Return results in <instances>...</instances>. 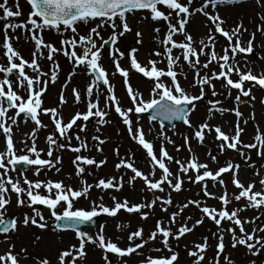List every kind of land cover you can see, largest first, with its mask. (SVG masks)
I'll use <instances>...</instances> for the list:
<instances>
[{
	"label": "snow or ice",
	"instance_id": "obj_1",
	"mask_svg": "<svg viewBox=\"0 0 264 264\" xmlns=\"http://www.w3.org/2000/svg\"><path fill=\"white\" fill-rule=\"evenodd\" d=\"M194 2L195 0H26L27 5L30 6L27 18L21 22H13L12 18L22 15L19 0H14L15 10L9 6V0H0V21H3L2 29L4 30L0 49L3 50L2 55L7 61L6 65H0V73H3L4 76L3 79H0V131H2L5 141V150L0 152V234L4 235L6 239L7 234L15 232L18 226L15 217L9 219L6 216V206L10 203L8 193L11 192L16 195L18 207L26 204L34 213L33 216L25 214L22 221L23 226H28L31 223L40 229L47 227L44 217L37 208L33 207L35 205H43L51 210V216L55 221L53 224L54 231L71 229L75 233L78 246L71 245L67 250L61 251L58 256V264H77L78 260H82L85 257V246L87 244H93L104 252L124 257L136 253L148 241L156 240L158 237L161 238L160 243L163 248L171 253V255L158 258L146 257L142 264H174L178 259V254L170 247V238L179 240L186 233L192 232L196 225L203 223L202 219H197L192 227H189L187 223H182L175 233L172 232L171 225L177 222V217L190 205H194L203 217H206L217 226L218 231L214 234L217 238L215 264H220V257L224 252L225 232L231 235L233 248L243 246L253 257L264 250V237L257 234L264 232V225L253 227L251 231L245 229V225H254L259 217L248 220L241 219L239 216V213L244 211L245 208H260L264 206V177H261L259 180L262 190L253 191L254 184L249 183L245 187L238 180L237 176L240 167L238 164L234 165L231 161H228L225 166H221L213 172L209 169L208 164L199 162L195 155L191 154L190 138L188 136L183 138L184 147L188 148L190 153L187 161H181L169 155L163 143L159 149V156H157L154 152L153 143L145 138L141 127L136 126L133 128V121L129 116V113L132 112L137 115L150 113L148 117L150 123L156 121L157 118L167 121H182L188 128L193 129L192 138L198 144H203L206 130H214L215 139L220 142L218 145L220 153L223 154L226 150L236 151L244 158L248 167H253V165L248 163L250 157L242 149H256L257 156L264 157V134H261L259 129H257V133L254 136L255 143L243 144L239 139L243 131L239 122L235 126V134L231 136L224 133L220 127L213 129L206 122L195 128H193L190 122V112L195 110L196 102L205 96L206 87L211 89L213 97L218 94L222 95V93H217L215 90L214 80H223L222 86L229 90V96H231V89L237 90V95L234 99V104L237 105L236 108H218L216 106L220 105L221 102H212L215 111L221 114L232 112L237 121L242 117V113L238 109V105L242 102L241 97H247L251 100L255 99L251 94V88H244L245 82H250L253 86H259V88L264 89V73L254 75L251 68L242 72L236 60L238 54L246 58L253 53L255 33L250 35L247 40V46H244L241 34L242 32H246L247 29L243 27L242 22L236 24L231 31L225 30L222 27L224 21L218 14H212L218 5L239 4L243 0H202L198 7L192 8ZM257 3L259 4L260 0H257ZM137 12L146 13V15L141 16V19H150L155 24L163 21L167 30L162 38L159 36L161 28H153V32L156 34V43L163 50L154 51L152 55L157 57V59H149L147 65L142 66L135 57L138 49L131 48L127 53L130 66L129 68H123L119 61L125 58V53L120 51L118 42L120 38L131 31L127 22V16ZM195 13L205 16L214 25V32L212 29L209 30L206 40L201 39L199 41V48L193 46L194 41L191 35L186 32L189 18ZM260 19L264 21V16H261ZM117 20H119V24H117ZM80 24L91 25V27L88 28L85 34L81 35L78 32V25ZM17 29L26 34V40L30 38L34 43V51L31 54L32 58L30 62L25 60L10 42L19 37L16 35L10 37L8 30L15 33ZM62 29L70 31L72 35L71 37L61 39V47L59 49L51 43H46L42 35H40L43 30H50L64 36ZM100 29L110 30L107 38L101 34ZM256 31L264 32V25L258 24ZM215 34H219L227 42L226 46L222 49V55L217 54L215 51ZM176 35L183 36V40L177 41L174 39ZM136 36V43L140 44L141 40L139 37L141 33L137 31ZM109 45L111 46L108 47V56L114 65L113 74L118 73L123 78V86L127 90V97L131 102V107L128 108L121 106L120 100L115 95L109 73L101 64L102 50ZM65 46L71 50H66ZM77 49L81 51L78 52ZM173 50H180V55H173ZM57 54H62L72 65V71L68 73V79L61 87L60 105L66 103L63 96V88L70 82V78L76 75L77 69H83L84 74L90 78V82L86 85L85 90V97L87 98L86 111L75 113L67 122L63 121L58 108L48 109L42 107V97L46 94L49 83L54 84L57 81L60 70L59 64L56 63ZM201 56L206 58L204 63L200 61ZM45 58L50 63L48 73L42 71L39 63L40 60ZM259 59H264V57H259ZM181 60L183 63H181ZM162 61H166V68L157 67ZM213 63L218 65L219 72L213 71L211 75H201V70L208 69ZM183 65H187L188 68L193 70L194 78L191 86L199 88V95L190 94L180 85L178 76L184 75L182 70ZM178 68L180 69L179 72L176 70ZM26 69H30L32 75H29ZM130 71H134L151 81L152 86L148 99H144L143 94L138 90H133L129 82ZM233 74L238 76V79L235 81L231 79ZM101 85L106 89L104 108L114 109L126 127L129 137L145 151L150 163V170L146 174L135 167V162L132 160L131 155L127 158L119 157L117 151L119 162L116 163L115 168L117 170L123 168L132 173L128 177V185H133L137 178H139L145 186V189L142 190L153 193L164 192V186L166 185L170 192H180L182 191L184 182L182 175H187L191 171L195 173V176L194 178L188 176V180L193 184L201 186L204 197L217 199L221 204L219 210L206 205L202 206L199 200H188L186 203L178 206V211L171 214L168 221L169 226L166 227L161 222H157L155 229L148 235L147 241L143 238V229L137 228L128 234L129 246L126 249H121L110 240H105L103 226H101V231L95 238L87 232L80 230L79 226L92 222L94 217L101 214L115 217L121 209L127 213L139 214L142 220L147 219L148 213L143 212L142 209H152L156 202L159 201L161 210L167 211V206L172 204L170 193L167 198L155 196L150 202L132 204L131 206L126 199L120 202L113 196L111 197L113 206L108 207L102 202L98 204L93 202L90 209L86 210L74 208V202L80 198L87 199L89 191L93 187L99 189L101 192L106 190L120 191L124 183L123 176L119 180L116 177L101 178L95 184H87L81 179L80 183L82 187L78 189L67 186L62 181H41L39 179L33 181L29 180L26 176L23 178V185L27 186L25 188L21 187L19 179L13 180L9 176V172L15 170V166L18 164L34 166L33 175L37 176L45 168H54L56 172L60 171V168L56 167V165L61 163V157L56 156L54 162L51 159H42L40 158L42 150L38 151L35 145V134L39 129L47 127L39 119L41 112L49 115L51 123L54 125L53 134L46 137L48 157L53 156L54 146L59 149L68 148L71 152L77 153L72 161L77 177H81L85 172L84 166L100 168L105 163V160L97 162L92 158L80 155L79 153L82 150H88V146L77 135L75 139L78 141V146L73 147L71 145L72 136L70 135V130L74 126H77L80 132L86 131V125H77V122L81 120L87 122L92 117L97 118L96 123L98 125L109 122L105 120L108 112L100 107ZM20 89L24 90V96L19 94ZM72 95L75 103L79 104L82 102L81 94L76 88H73ZM261 103L264 104V100H261ZM10 109L14 111V114L7 116ZM22 115L25 118V122L30 119L34 123V128L29 136L33 140V143L30 147H27L26 154L17 155L12 139V127L18 124L17 118ZM6 116L7 120L11 121L10 124L6 123ZM244 123L246 124L247 121L245 120ZM96 130L99 131V128ZM159 137L168 144L174 143L164 134L163 125H161ZM92 139L97 142L96 151H102L100 145L104 144L105 140L100 139L98 136H93ZM61 141H67V143H62ZM176 150L180 151V148L177 147ZM208 155L213 163L217 162L216 156L211 155V153H208ZM169 163H175L178 166L175 174L168 167ZM157 170L160 173L159 179L155 178ZM225 173H231V183L236 189H239L238 194H233L231 199L226 191L219 196L208 191L207 181H212L213 187L219 184L222 189L226 188L222 178V174ZM255 174L259 175L258 172ZM41 189H43L44 194L41 193ZM23 196L27 197V201L22 198ZM233 199L237 202L244 199L248 203L245 205V208L237 207L229 211L227 206ZM100 200H103L102 196ZM58 207H62V211L57 212L56 209ZM36 217H39V222ZM186 219L190 220L191 217H187ZM223 221H227L229 227H223ZM127 227V224L117 225L118 230ZM237 229L239 230V235H237ZM136 240L140 242L133 243ZM193 248L194 250L188 252V255L194 258L193 264H203L205 259L204 254L208 248L207 238H204V243L194 244ZM154 250L157 252L161 251L159 248ZM21 251L25 250L21 249ZM223 260L224 264H234V261L227 255L223 256ZM0 264H19L17 256L12 252L11 245L5 254L0 255ZM36 264H49V261L45 258L37 260ZM209 264H213V262L209 261ZM251 264H255V261H252Z\"/></svg>",
	"mask_w": 264,
	"mask_h": 264
},
{
	"label": "rangeland",
	"instance_id": "obj_2",
	"mask_svg": "<svg viewBox=\"0 0 264 264\" xmlns=\"http://www.w3.org/2000/svg\"><path fill=\"white\" fill-rule=\"evenodd\" d=\"M202 0H195L192 5V8L198 7ZM20 9L22 15L20 17L12 18L13 22H21L27 18L30 8L27 5L25 0H19ZM9 6L15 10L14 0H9ZM211 12V9H210ZM212 14H218L219 17L224 21L222 27L225 30L231 31L236 24L241 23L243 27L247 29L246 32H242L241 40L244 43V46H247V40L249 39L252 33H255V40L253 43V55L250 54L246 58L238 54L236 60L239 63V67L242 72L247 71L248 68H251L253 74L264 73V59H259V57H264V32H257L256 26L258 24L264 25V21L260 19L261 16H264V0H260V3H257V0H243L239 4H224L218 5L217 8L212 12ZM142 15H146L144 12H137L135 14H129L127 16V22L131 31L126 33L124 37L120 38L118 42V47L120 51L125 53V58L119 61L121 67L129 68V60L127 58V53L131 48H137L138 51L135 53V57L138 62L143 66L147 65L149 59L156 60L157 57L152 55L154 51H162V47L156 43L155 36L153 32L154 27H160L161 32L159 36L162 38L166 32V26L163 21L159 24H155L150 19L144 20L141 19ZM203 15L200 13H195L189 18V21L186 25V32L191 35L194 44V47L199 48V41L205 39L209 33V30L212 29L214 32V25L211 23L209 25L205 24L203 20ZM119 24V20L116 21ZM3 21H0V42L3 38ZM91 25H78V32L83 35L88 31V28ZM62 31H64L62 29ZM101 34L107 38L110 34L109 29H100ZM139 31L141 36L140 44H137L136 32ZM8 35H16L18 39L11 40V44L15 50H17L20 55L27 61H31L32 52L34 51V43L31 39H25V33L20 29H17L15 33L11 30H8ZM40 35H42L43 40L46 43H51L54 47L60 48V41L63 38L71 37L70 31H64V36H61L59 33L50 30H43ZM216 35L215 51L217 54L222 55V49L226 46L227 42L219 34ZM177 41L183 40V36L176 35L174 37ZM66 50L67 46H65ZM2 49H0V65H6V58L2 55ZM77 51H81L77 49ZM102 66L108 71L110 81L114 87L115 95L120 100L121 106L124 108L131 107V102L127 97V90L123 86V78L119 76L118 73H114V65L112 64L109 56L108 49L102 50ZM46 55V50H45ZM173 55H180V50H173ZM206 58L204 56L200 57L201 63H204ZM246 61V62H245ZM42 71L48 73L50 69V63L47 59L39 61ZM56 63L59 64L60 70L58 72L57 81L49 83L47 87L46 94L43 95V108H58V111L62 115L63 121L67 122L71 115H74L77 112L83 113L86 111V102L84 88L75 81V78L81 79V83L88 84L90 78L84 74L83 69H77L76 75L70 78V82L63 88V96L66 100V103L63 105L59 104V97L61 94V87L65 84V81L68 79V73L72 71V65L68 62L66 57L62 54H57ZM181 63L183 61L181 60ZM157 67L166 68V61L160 62ZM178 72L180 69H176ZM184 75L178 76L180 85L185 88L192 95H199V88L192 87L193 83V70L188 68L187 65H183ZM29 75H32L30 69H26ZM219 72V67L216 63H213L209 66L208 69H202L201 75H211L212 72ZM186 77V78H185ZM3 73H0V79H3ZM231 79L234 81L238 79V76L233 74ZM129 82L133 90H138L143 94L144 99L149 98V91L151 88V81L147 78H144L142 75L130 71ZM215 85V90L218 94L213 97L211 95V89L205 88V96L208 97V101H220V105H217L218 108L233 109L237 105L234 104L235 96L237 95V90L231 89V96L228 95V89L224 88L223 80L213 81ZM73 88H76L81 94L82 102L77 104L74 102V97L72 95ZM244 88H251V94L255 97L254 100H251L247 97H241L242 102L238 105L239 111L242 113V117L239 121L234 116L232 112H224L221 114L212 107L204 108L201 101L196 102L195 110L190 112L189 119L193 128L199 126L202 123H207L213 129L215 127H220L221 130L228 134L229 136L235 134V126L239 122L240 127L243 129L240 140L243 144H252L255 143L254 136L259 129L261 134H264V106L261 103V100H264V89L259 88V86H253L250 82H245ZM19 94L24 96L25 92L23 89L19 90ZM106 95V89L101 87L100 93V107L104 108V96ZM95 96V92H94ZM108 112V115L105 117L108 123L103 125H98L96 123L95 117L90 118L89 121H78L77 125L85 124L86 131L80 132L79 127L74 126L70 130V135L72 136L71 145L73 147L78 146V141L75 139L77 135L81 137L87 146L88 150H82L79 154L87 156L96 160L97 162L105 160V163L101 165L100 168L95 166H84L85 172L81 177L75 175V166L72 161L75 158L77 153L71 152L68 148L59 149L54 146L53 156H47L48 144L46 137L54 132V125L51 123L50 116L45 115L42 112L39 115V119L44 125H47L45 128H41L35 134V145L38 151H41L42 159H51L55 161L56 156L61 157V163L56 165L60 168L59 172H56L55 169H43L39 175H33L34 166L32 168L24 171L19 174L17 169L9 172V176L13 180L19 179L21 182V187H27L23 185V178L26 176L29 180H41V181H62L65 185L71 186L74 189L82 187L80 181L83 179L87 184H95L97 180L109 177H116L117 180L123 176V187L120 191L115 190H106L101 192L99 189L92 188L89 191L88 198H80L78 201L74 202V208H83L90 209L93 202L103 203L105 206H113V200L111 197H116L120 202H123L125 199L128 201L129 205L137 203H146L152 201L155 196H161L167 198L169 193L171 195L172 204L167 206V211L161 210V204L159 201L153 206L152 209L144 208L143 212L148 213L147 219H141L140 215L137 213H127L121 209L115 217H109L107 215H99L100 220L97 222L96 227L93 233L87 232L89 235H97L101 231V226H103V235L105 240H110L111 242L117 244L121 249H126L129 246V241L127 239L128 234L135 231L137 228L143 229V238L147 241L148 235L155 229L157 222H161L164 226H169V217L175 211H178L179 205L186 203L188 200H199L201 201L202 206L213 207L217 210L221 208V204L217 199H209L203 196L201 191V186L199 184H193L188 180V176L194 178L195 173L189 171L187 175H182L183 185L182 191L180 192H170V190L165 185L164 192H149L145 189L143 181L139 178L129 186L127 183L128 177L132 173L128 170L121 168L117 170L115 168L116 163L119 162V157L127 158L131 155L132 160L135 162V167L142 170L144 173H148L150 170V163L146 156L145 151L137 145L127 133L126 127L121 122V119L118 117L114 109L104 108ZM7 113V116L14 114V111ZM254 115V119H253ZM5 117L6 123H11L10 120H7ZM130 118L133 121V128L139 126L142 128L145 138L153 143L154 152L159 156V149L161 144H164V147L169 155L175 159H180L181 161H187L190 157L188 148L184 147V137L188 136L190 138V147L191 154H194L197 160L201 163H206L209 166V169L215 172L219 167L225 166L226 162L231 161L234 165L238 164V180L245 186L249 183L254 184L253 191H261V185L259 180L261 177H264V157L257 156L256 149H242L247 156L250 157L248 163L252 164L253 167H248L245 163L244 158H242L238 152L233 150H226L223 154L220 153L218 145L219 141L215 139V131H205V139L203 144H198L195 139L192 138L193 129L188 128L184 124H175L174 126L168 128L163 125L164 134L169 137L174 143L168 144L165 141H162L159 137V132L161 130V125L157 124V121L149 122L148 118L141 114L138 116L136 113H129ZM18 124L13 125L12 127V139L14 142V148L17 155L26 154L27 147H30L33 143V140L29 138L32 129L34 128V123L28 119L25 122L23 115L17 118ZM247 121L245 124L244 121ZM138 121V125H137ZM99 128V131L96 129ZM58 135V134H57ZM93 136H98L100 139L105 140V143L100 145L102 151H96V141L92 139ZM62 143H67V141H61ZM177 147L180 148V151H177ZM5 150V141L2 131H0V152ZM23 150V151H22ZM116 150V151H114ZM117 151L119 157L117 156ZM208 153L217 157V162L213 163L209 158ZM168 167L175 174L177 172V165L175 163H169ZM259 173L256 175L255 173ZM91 173V174H89ZM160 173L159 170L156 172V179H159ZM224 184L226 188L222 189L219 184H216L215 187L212 186V181H207L208 191L215 193L216 196L221 195L224 191L229 194L231 199L233 194H238L239 189H236L231 183V173L222 174ZM174 182V181H173ZM44 194L43 189L40 190ZM103 197V200H100V197ZM8 198L10 203L6 206L7 213L6 216L13 215L17 219V230L15 232H9L7 234V239L4 235L0 234V255L5 254L9 250V246H12V252L17 256L18 260L27 262L29 264H36L37 260L47 259L49 264H58L59 253L63 250L68 249V245H77L78 241L75 238V233L70 231H54L53 230V218H47L45 216L44 220L47 224L45 229H40L33 226L31 223L28 226H23L22 221L25 216L31 215L34 213L31 208L24 206H17L16 204V195L15 193H8ZM27 201V197H22ZM248 202L244 199L240 201H235L234 199L227 206L228 210L231 211L233 208L241 207L245 208V205ZM37 208L36 206H33ZM57 212L62 211V207L56 209ZM241 219L252 220L255 217H259L256 220L255 224L245 225L247 231H251L253 227H259L264 225V206L260 208H245L244 211L239 213ZM187 217H191L190 220H187ZM39 222V217H36ZM197 219H202L203 223L196 225L192 232L186 233L179 240H173L170 238L169 244L174 252L178 254L177 261L174 264H193V257L188 255L190 250H194L193 245L197 243H204V238H207L208 248L205 252V259L203 264H209V261H212L215 264L216 258V244L217 238L214 235L217 233V226L206 217H203L200 211L194 206L190 205L188 208L184 209L181 212L180 216L177 217V222L174 225H171V230L173 233L176 232V229L180 227L182 223H187L189 227L195 223ZM127 224V228L118 230L117 225ZM223 227H229L227 221L222 222ZM36 228V231L33 229ZM60 232H65V235H61ZM261 237H264V232L257 233ZM237 235H239V230L237 229ZM39 237V239H37ZM64 238V240H62ZM160 237L156 240L148 241L145 246L141 249H138L136 253H132L128 256L118 257L116 263H111L110 261V252H104L103 250L97 248L93 244H87L85 246L86 255L82 260H78L77 264H142L146 257H167L171 255L166 249L163 248L160 243ZM139 240L134 241L133 243H139ZM224 252L220 257V264H224L223 256L227 255L234 264H251L252 261H255V264H264V250H262L257 256L253 257L248 252L247 249L243 246H237L236 248L232 247L231 235L227 232L224 233ZM39 246V247H37ZM52 247V253L48 254V251ZM62 248V249H61ZM161 249L157 252L154 249ZM24 249L25 251H21ZM26 257V258H25ZM24 259V260H23Z\"/></svg>",
	"mask_w": 264,
	"mask_h": 264
},
{
	"label": "bare ground",
	"instance_id": "obj_3",
	"mask_svg": "<svg viewBox=\"0 0 264 264\" xmlns=\"http://www.w3.org/2000/svg\"><path fill=\"white\" fill-rule=\"evenodd\" d=\"M75 81L79 83L80 86H82L84 88V93H85V90H86V83H81V79H78V78H75ZM85 99H87L86 97H84ZM33 231H36V228L33 229ZM61 235H65L66 233L65 232H60ZM64 240V238L62 239ZM71 245H68V248L70 247ZM39 247V246H37ZM62 249V248H61ZM52 253V247L50 248V250L48 251V254ZM24 260V259H23ZM19 264H29L27 262H23L22 260H19Z\"/></svg>",
	"mask_w": 264,
	"mask_h": 264
},
{
	"label": "water",
	"instance_id": "obj_4",
	"mask_svg": "<svg viewBox=\"0 0 264 264\" xmlns=\"http://www.w3.org/2000/svg\"><path fill=\"white\" fill-rule=\"evenodd\" d=\"M27 166H28V165H25L24 168H27ZM89 227L92 229L93 226L91 225V226H89Z\"/></svg>",
	"mask_w": 264,
	"mask_h": 264
}]
</instances>
